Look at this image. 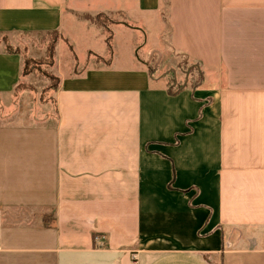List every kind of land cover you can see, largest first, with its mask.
<instances>
[{"label":"crops","instance_id":"crops-1","mask_svg":"<svg viewBox=\"0 0 264 264\" xmlns=\"http://www.w3.org/2000/svg\"><path fill=\"white\" fill-rule=\"evenodd\" d=\"M0 264H264V0H0Z\"/></svg>","mask_w":264,"mask_h":264},{"label":"rangeland","instance_id":"rangeland-1","mask_svg":"<svg viewBox=\"0 0 264 264\" xmlns=\"http://www.w3.org/2000/svg\"><path fill=\"white\" fill-rule=\"evenodd\" d=\"M53 37L54 36L45 35V36L39 38L40 42L38 40L37 41L39 43H43V44L45 43L46 48H47L48 43L52 41ZM3 41H5V40H3ZM4 43L6 44V49L11 50L12 47L9 46L6 43V41ZM22 47H24V46L21 45V47H20L21 52L23 53V55H26V51L22 50ZM106 49H107V46H106ZM138 55H139V57H143V58L147 59L148 64L150 66V70L154 74L164 75L167 78L169 77L168 80H170V78H172L173 74H175V76L177 77L176 86L178 88L181 87V85H183L184 82H186V68L182 67L181 65L178 64L181 61V59L178 56L179 54L177 52H175L174 50L168 48L166 50V52H164V54L158 56L157 60H154V61L149 60L150 55L147 53H144V54L138 53ZM170 56L177 58L176 59L177 62H174L175 68L172 67V64H169L170 61H172V60L168 59V57H170ZM92 59H94V57H92ZM94 62L96 64H99L95 60H94ZM51 65H53V64H48L47 51H46L45 57L36 59V61L30 62L28 65V68H30V70L27 74L35 73V75L39 76L40 78H44L45 80H47V81H45V83H41V85L43 86V87L41 86L42 87L41 89H43V90L42 91L39 90V92H35V94H34L35 98L33 100L34 106L39 107L42 105L45 108L46 107H52V108L55 107L54 100L52 97V91L55 88V86H52V80L49 78V75H54L49 71V67ZM170 67H172L174 70H169ZM78 68H82V67L79 66ZM23 89H31L32 91L35 90V88L31 84L26 83V82L19 84L17 91L21 92Z\"/></svg>","mask_w":264,"mask_h":264},{"label":"trees","instance_id":"trees-1","mask_svg":"<svg viewBox=\"0 0 264 264\" xmlns=\"http://www.w3.org/2000/svg\"><path fill=\"white\" fill-rule=\"evenodd\" d=\"M79 16L84 19H87L90 23H92L97 28H99L101 32L104 34L105 43L107 46V54L105 56H100L92 51H87V56H93L94 60L97 63H104L105 65L110 64L111 58L113 55V30L111 26L113 24H122V25L129 26L132 28H138L132 23L128 22L125 18L118 19L114 17L113 15L109 16L108 14H105V13H95L93 15L83 14ZM49 35L54 36V37L52 38V41L48 43L46 51H47V56H48V64H53L54 45L57 40V35L54 32L50 33ZM7 50L12 51L10 49H7ZM73 56L75 58V66L73 68V73L77 74L83 69L84 65L82 66V68H78L79 65L77 64V58L75 57L74 53H73ZM32 61H36V59L24 55L23 74H27L29 72L30 68H28V65ZM49 78L52 80V86L57 87L58 78L54 75H49ZM172 82L173 80L170 79L169 84Z\"/></svg>","mask_w":264,"mask_h":264}]
</instances>
